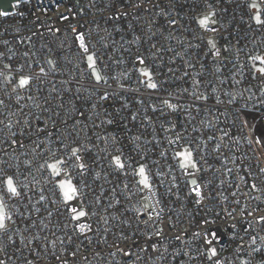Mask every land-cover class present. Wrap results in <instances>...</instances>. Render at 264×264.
<instances>
[{
    "label": "built area",
    "instance_id": "2783aa9c",
    "mask_svg": "<svg viewBox=\"0 0 264 264\" xmlns=\"http://www.w3.org/2000/svg\"><path fill=\"white\" fill-rule=\"evenodd\" d=\"M0 12V264H264V0Z\"/></svg>",
    "mask_w": 264,
    "mask_h": 264
},
{
    "label": "snow or ice",
    "instance_id": "6c2138e0",
    "mask_svg": "<svg viewBox=\"0 0 264 264\" xmlns=\"http://www.w3.org/2000/svg\"><path fill=\"white\" fill-rule=\"evenodd\" d=\"M253 8H256L257 5L253 4L252 5ZM6 15V13L4 12H0V16H4ZM208 17H206L205 19H202L199 21V23L203 26L207 23L208 21ZM255 20L257 22V24H260L262 23L261 21V17L260 16H256L255 17ZM81 41H83V37H80L79 38ZM209 43H211V41H209ZM81 47L83 48L84 45L83 43H81ZM85 51H87V49L85 48ZM88 61H89V67L92 68L94 67V64H93V57L90 55L88 56ZM141 63H143V61H141ZM261 63L264 64V59H261ZM257 71L261 74V75H264V67H261V68H258ZM145 76H148L149 73L147 72H144L143 73ZM97 80L99 81L100 77L97 75ZM20 86L23 87L25 85H28L29 84V80L27 78H21L20 81ZM150 88H155L156 85L155 84H149L148 85ZM108 97L107 96H104L102 97V99H107ZM169 107H171V105H169ZM259 142V140L257 141ZM76 149H73V154L76 153ZM179 155L183 156L184 159L187 161L186 164H182L181 167H187L188 164H191V167L192 168H195L196 165L194 163H192V153L191 152H187V154L185 155L184 153H180ZM116 162L117 164H120V160H119V157L116 158ZM121 167H123V165H120ZM51 167L53 168V171L58 175V171H57V168H56V165H51ZM139 172H140V175L142 177H144V179L141 180V183L145 185V187L148 186V183H147V177H145L144 175V168L141 167L139 169ZM193 185L196 184V181L193 180L192 181ZM6 184H7V188H8V191L11 193V194H17L16 192V188L14 187L13 185V180L11 178H8L7 181H6ZM60 188L63 192V196H64V199L65 201H70L74 198L75 194H76V188L72 185L71 181H65V182H61L60 184ZM197 195H199V192H197ZM73 212H75L76 210L75 209H72ZM85 215V213L83 211L79 212L77 216L73 217L74 219H79L80 217H83ZM5 228V214H4V211H3V208L2 206H0V230L4 229ZM214 254V253H213ZM29 264H31V262H29Z\"/></svg>",
    "mask_w": 264,
    "mask_h": 264
},
{
    "label": "rangeland",
    "instance_id": "374dc122",
    "mask_svg": "<svg viewBox=\"0 0 264 264\" xmlns=\"http://www.w3.org/2000/svg\"><path fill=\"white\" fill-rule=\"evenodd\" d=\"M256 5V4H255ZM256 16H259V15H256ZM255 16V17H256ZM92 57H93V64H94V67H93V71H94V74L96 75V77H97V75L99 76V72H98V69L96 68V63H97V61H96V57L94 56V55H91ZM87 62H88V64H89V61H88V57H87ZM257 67L258 68H261V67H264V64H262V63H260L259 65H257ZM141 72L142 73H144V72H147V73H149V71H148V69L147 68H142L141 69ZM263 90H264V86H263ZM255 119H257L258 118V116L256 115L255 117H254ZM255 130L259 133V134H261L263 137H264V117H261L260 119H259V121H258V124H257V126L255 127ZM187 163V161L185 160V162H184V164H186ZM192 163H194V161L192 160ZM195 164V163H194ZM187 167H191V164H188V166ZM57 168V167H56ZM52 170H53V168H52ZM66 180H62V181H60L59 182V189H60V192H61V194H62V196H63V192H62V190H61V188H60V184H61V182H65ZM72 183V182H71ZM73 185V184H72ZM64 197V196H63ZM75 197V196H74ZM0 206H1V202H0ZM3 208V207H2ZM3 211H4V209H3ZM4 214H5V211H4Z\"/></svg>",
    "mask_w": 264,
    "mask_h": 264
},
{
    "label": "water",
    "instance_id": "95a60500",
    "mask_svg": "<svg viewBox=\"0 0 264 264\" xmlns=\"http://www.w3.org/2000/svg\"><path fill=\"white\" fill-rule=\"evenodd\" d=\"M20 0H0V10L11 11L13 8V3Z\"/></svg>",
    "mask_w": 264,
    "mask_h": 264
}]
</instances>
